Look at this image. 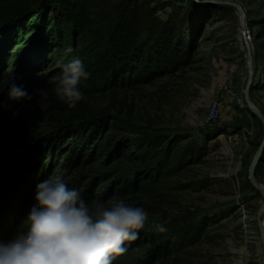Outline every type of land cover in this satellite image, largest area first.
<instances>
[{
	"label": "trees",
	"instance_id": "obj_1",
	"mask_svg": "<svg viewBox=\"0 0 264 264\" xmlns=\"http://www.w3.org/2000/svg\"><path fill=\"white\" fill-rule=\"evenodd\" d=\"M183 3V0H0V60L2 65L12 63L15 71L8 76L2 72L3 67L0 70V127L12 125V132L0 131V161L3 149L19 137L25 136L32 142L30 147L25 143L30 152L25 168L3 196V212L13 216L8 209L19 210L24 194L31 191L35 173L48 166L49 160L64 157L69 144L70 156L64 158L68 168L79 166L86 159L91 161L90 165L99 166L98 173L91 177L92 183L106 188L98 195V202L110 198L132 200L133 206L149 211L158 209L157 204L145 200L152 198L156 202L158 184L207 157L210 153L207 145L189 142L181 135L148 136L135 131L123 116L127 108L124 101L118 102V111L116 107L109 110L98 104L106 92L115 98L119 92L136 90L192 65L197 49L196 29L206 18L190 5L181 6ZM166 8L171 12L161 19L158 13ZM216 16L222 19L224 14ZM260 24L264 28V19ZM69 47L73 52L66 56ZM75 56L83 60L91 73L80 85L85 99L71 109L56 97L55 86L40 84L38 89H47L49 93L48 107L53 109L54 117L51 127L36 132L13 124V110L20 101L9 100L7 89L13 81L27 88L31 79L25 78L23 68L34 71L44 63L60 66ZM211 183L212 180H199L178 184L176 189L201 192L208 190ZM83 198L88 201L85 195ZM216 220L204 217L189 225L174 222L165 226L164 233L145 227L128 250L148 245L143 256L129 260L127 252L113 264H165L169 258L198 244Z\"/></svg>",
	"mask_w": 264,
	"mask_h": 264
},
{
	"label": "rangeland",
	"instance_id": "obj_2",
	"mask_svg": "<svg viewBox=\"0 0 264 264\" xmlns=\"http://www.w3.org/2000/svg\"><path fill=\"white\" fill-rule=\"evenodd\" d=\"M212 1L234 2L245 12L248 42L253 50L254 87L250 97L264 115V28L260 24L264 19V0ZM183 2L181 6L190 5L206 18L196 29L197 49L192 65L173 76L161 77L136 90L119 92L115 98L106 92L101 95L98 104L109 110L116 107L118 111V102L124 101L127 108L123 116L138 133L148 136L181 135L188 138L189 142L205 144L210 149L200 164L158 184L155 191L159 197L154 199L156 202L153 203L152 198L145 199L158 206L155 211L146 210L148 228L181 221L189 225L204 217L217 218L198 244L175 258H169L165 264H263L259 229L263 216L259 212L264 199L250 184L249 167L263 139L264 128L259 118L249 111L243 96L247 71L240 14L231 7L197 6L191 0ZM170 12L171 9L166 8L158 16L166 19ZM217 13L224 14V17L218 19ZM256 35L261 38L257 39ZM220 61L235 68H218ZM28 69L23 68L22 72L26 74L25 78L31 79L26 90L34 99L19 100V106L13 110V124L40 132L51 127L54 117L51 115L52 108H39L36 90L40 84H51L54 87L60 66L44 63L34 71ZM0 70L8 76L15 73L12 63L2 65L1 60ZM213 99H217L223 109L217 122L207 123L204 103ZM52 105L59 104L54 102ZM11 126L8 124L0 127V131L10 133ZM27 140L25 136L19 137L5 147L1 155L0 243L8 242L19 230L26 229L25 221L35 204L36 187L50 176L61 175L69 187L79 190L89 203L113 199L98 202V195L106 191L100 184L92 183L91 177L98 173V165H90L91 161L86 159L79 166L68 168L64 158L70 156L72 146L69 144L65 147L67 152L64 157L49 160L48 166L35 173L31 191L24 194L19 210L15 212L8 209L7 212H13V216L3 212V196L30 157L25 143L28 142L27 146L30 147L32 142ZM255 178L257 184L264 188V161L258 165ZM206 179L212 180L206 191L176 189L178 184ZM87 184H91L89 189L86 188ZM158 198L161 200L158 201ZM126 203L133 205L135 201ZM148 249V245L132 249L128 252V259L140 258Z\"/></svg>",
	"mask_w": 264,
	"mask_h": 264
},
{
	"label": "clouds",
	"instance_id": "obj_3",
	"mask_svg": "<svg viewBox=\"0 0 264 264\" xmlns=\"http://www.w3.org/2000/svg\"><path fill=\"white\" fill-rule=\"evenodd\" d=\"M72 52L69 47L65 55ZM90 76L78 56L61 63L55 78L56 97L69 108H76L85 99L81 82ZM36 95L39 108L47 109L48 90L38 89ZM7 96L15 101L33 99L15 81L8 86ZM34 199L26 229L0 243V264H113L128 252L131 242L140 238L147 224L148 212L142 206L115 198L89 203L61 175L39 183ZM153 227L160 233L167 231L162 224Z\"/></svg>",
	"mask_w": 264,
	"mask_h": 264
},
{
	"label": "water",
	"instance_id": "obj_4",
	"mask_svg": "<svg viewBox=\"0 0 264 264\" xmlns=\"http://www.w3.org/2000/svg\"><path fill=\"white\" fill-rule=\"evenodd\" d=\"M192 3L196 4L197 6H226L231 7L235 9L240 14V29H241V39L245 47V66L247 71V78H246V86L243 91V96L245 103L249 109V111L252 112V114L259 118L261 124L264 128V115L260 111V109L252 102L250 93L253 90L254 87V67H253V50L251 47V44L247 41L249 36L247 32V22H246V16L245 12L243 11V8L234 2L229 1H201V0H191ZM264 161V136L263 139L251 161L250 167H249V181L252 186V188L257 191L262 198H264V188L257 184L256 178H255V171L258 167V165ZM51 165L49 169H51ZM259 215L263 216V221L259 222V229H260V242L262 247V263L264 264V204L259 212Z\"/></svg>",
	"mask_w": 264,
	"mask_h": 264
},
{
	"label": "built area",
	"instance_id": "obj_5",
	"mask_svg": "<svg viewBox=\"0 0 264 264\" xmlns=\"http://www.w3.org/2000/svg\"><path fill=\"white\" fill-rule=\"evenodd\" d=\"M249 35V34H248ZM221 117V106L217 99L210 100L206 105L205 121L207 123L217 122Z\"/></svg>",
	"mask_w": 264,
	"mask_h": 264
},
{
	"label": "crops",
	"instance_id": "obj_6",
	"mask_svg": "<svg viewBox=\"0 0 264 264\" xmlns=\"http://www.w3.org/2000/svg\"><path fill=\"white\" fill-rule=\"evenodd\" d=\"M216 65V64H215ZM219 65V67L218 68H235L234 66H228L226 63H224V62H222V61H220L218 64H217V66ZM208 104V101H206L205 103H204V107L206 106ZM223 109V106H221V110Z\"/></svg>",
	"mask_w": 264,
	"mask_h": 264
},
{
	"label": "bare ground",
	"instance_id": "obj_7",
	"mask_svg": "<svg viewBox=\"0 0 264 264\" xmlns=\"http://www.w3.org/2000/svg\"><path fill=\"white\" fill-rule=\"evenodd\" d=\"M248 41V40H247ZM264 199V198H263Z\"/></svg>",
	"mask_w": 264,
	"mask_h": 264
}]
</instances>
